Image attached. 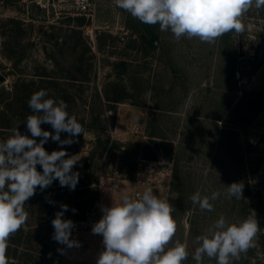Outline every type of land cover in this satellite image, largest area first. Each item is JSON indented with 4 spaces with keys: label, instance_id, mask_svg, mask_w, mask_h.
<instances>
[{
    "label": "rangeland",
    "instance_id": "374dc122",
    "mask_svg": "<svg viewBox=\"0 0 264 264\" xmlns=\"http://www.w3.org/2000/svg\"><path fill=\"white\" fill-rule=\"evenodd\" d=\"M96 1L95 17L86 18L74 9L73 0H0V141L11 134V129H3L6 120H11L12 129L18 127L31 138L23 129V119L14 116L8 106L18 95H27L26 85L30 94L47 90L48 98L66 102L68 113L84 128L76 142L63 146L68 156H80L73 167L79 173L75 190L61 187L56 180L46 191L60 190L52 194L51 201L60 211L61 205H67L64 214H70V220L71 209L77 208L78 219L81 216L80 220L95 224L100 219L99 204L110 207L119 203L123 194L134 198L136 192L145 191L148 187L143 182L151 166L153 177L159 172L167 175L164 188L154 192L167 197L175 209L172 215L177 231L173 241L187 243L189 258L185 264H195V237L220 215L238 222L253 212L261 227L257 247L234 264H264L258 255L264 254V110L250 126L239 129L242 155L223 139L229 128L227 119L240 100L264 89V9H250L242 18L241 33L224 34L214 43L185 37L177 41L170 32L159 30L162 46L173 45L172 70L166 60L157 58L163 50L149 59L142 50L134 52V34L127 28L138 19L117 8L114 0ZM79 18L85 19L83 26L78 24ZM77 41L81 45L76 46ZM70 76L77 80L68 79ZM51 81L55 84L48 83ZM107 93L114 99L124 98L110 101ZM172 98L178 106L176 112L163 117L153 113ZM137 104L145 107L142 112L146 118L130 113ZM172 108L170 102L166 109ZM98 123L104 132L97 128ZM42 126L54 134L50 124ZM157 131H163L166 138H151ZM124 132H128L125 137ZM60 135L62 140L69 138L65 132ZM107 137L110 146H133L138 152L132 158L134 172L124 171L118 151L100 145L99 138L104 142ZM40 139L37 137V142ZM61 147L50 138L44 144L49 153ZM37 170L42 172V167L38 165ZM232 183L243 184V198L221 195L212 201L211 212L200 211L189 199L197 190L202 195L223 193ZM39 190L25 203L29 215L24 227L33 231L37 250L26 251L27 246L21 245L16 256L10 252L8 263L96 264L104 248L102 235L93 234L91 226L81 248L66 246L60 254L52 239L51 216L43 217L35 204ZM80 190H92L94 204H90L91 195L80 200ZM94 213L98 217H93ZM29 254H34L31 261ZM204 264L216 262L205 257Z\"/></svg>",
    "mask_w": 264,
    "mask_h": 264
},
{
    "label": "clouds",
    "instance_id": "9594fccd",
    "mask_svg": "<svg viewBox=\"0 0 264 264\" xmlns=\"http://www.w3.org/2000/svg\"><path fill=\"white\" fill-rule=\"evenodd\" d=\"M114 4L144 24L159 25L161 32H170L177 41L185 37L206 43H214L230 32L241 33L243 16L253 7L264 9V0H114ZM28 105L33 114L27 116L25 123L31 138L15 127L6 140L0 141V264H8L9 238L28 220L25 203L37 188L43 191L58 180L61 187L75 190L79 180L73 167L80 156H68L63 146H70L76 142L75 137L84 133L82 124L68 113L65 101L48 98L47 90L33 93ZM42 124H50L54 134L43 130ZM62 132L69 138L62 140ZM37 137L41 138L39 142ZM49 138L58 142L61 150L46 151L44 144ZM225 188L223 193L213 191L210 195L197 190L189 199L200 211L211 212L212 201L221 195L226 199L243 198V184L232 183ZM61 209L51 222L52 239L67 248H78L79 241L71 238L74 222L63 218L68 206L61 205ZM101 210L102 217L91 229L103 237L104 248L96 264H185L188 260L187 243L173 241L177 231L172 215L175 209L151 188L138 199L123 194L119 203ZM260 230L254 212L238 222L220 215L195 237L192 259L195 264H204L205 257L216 264H234L257 247ZM58 251L63 253L64 249ZM258 255L264 261V254Z\"/></svg>",
    "mask_w": 264,
    "mask_h": 264
},
{
    "label": "trees",
    "instance_id": "16d2710c",
    "mask_svg": "<svg viewBox=\"0 0 264 264\" xmlns=\"http://www.w3.org/2000/svg\"><path fill=\"white\" fill-rule=\"evenodd\" d=\"M85 23V19L84 18H79L78 19V24H80V26H83ZM81 45L80 41H77V45ZM75 48V47H74ZM62 79H65L62 78ZM67 79V78H66ZM68 79L70 80H77L75 76H70ZM87 79V78H86ZM54 81L48 82L49 84H55L53 83ZM29 86L26 85V91L29 93H27V95H23L22 97L20 95H18L16 97V100L10 104L8 107H10V110H14V116H16L19 120L23 119L24 123L26 122V118L28 115L33 114L32 110L29 108L28 105V101L31 97L30 94V89L28 88ZM108 99L110 101H115V102H120V100H122L123 98H119L116 97L111 98L109 97L108 93L106 94ZM112 99V100H111ZM264 110V89L262 91L259 92H251L246 94L241 100L240 102L237 104V106L231 111L228 119H227V124L229 125V128L225 129V132L223 133V139H228V141H230L231 145H232V150L235 153H238L239 155H242V142H241V136H240V132L239 129H244L247 128L248 126H250L255 118V116L259 113L262 112ZM7 118V117H6ZM7 124H3V129H12L11 126V120H6ZM99 124V123H98ZM43 125V124H42ZM41 125V128L44 129V127ZM231 125V126H230ZM98 129H101V132H104L105 129L103 127H101V124L98 125L97 127ZM236 128V129H235ZM23 129L25 131H28L27 127H26V123L24 124ZM99 143L100 145L106 149V148H110V150L113 151H118L121 160L123 161V169L124 171H129V172H134L136 170V166L134 164V162H132V158L137 156V151H135V149L133 148V146H127L124 147L121 144H117L114 143L110 146V138L107 137L106 141L102 142L99 138ZM243 157V156H242ZM38 167V165H37ZM41 167V166H39ZM47 188L44 189L43 191L39 190L38 196L36 197V201L35 204H38L40 207V212L43 213L41 214L43 217L45 216H51L49 221L52 222V220L55 218V214L60 211V208L58 205L54 204L53 202L50 203L49 201H51V197L52 194H58L59 193V189H54L52 191H50V194H46ZM91 195V196H90ZM86 196H90V204H94L95 202V196L93 195V191L92 190H80L78 192V198L80 200H84V198ZM79 205V204H77ZM64 219H70L71 215L70 214H64ZM79 219H83V217H79ZM28 226V221H26L25 225H23L14 235H12L9 238V247L7 249V257H9V255H11L10 252H14V256L17 255L18 253V248L21 245H26L27 246V250L26 251H30V249H36L37 245H34V240L32 238L33 236V231L29 230V231H25L24 227ZM41 238V235H40ZM55 245L57 247H59V249H64L66 246L65 245H61L58 242L54 241ZM63 251V252H64ZM29 253V252H27ZM60 254H62L60 252ZM32 255L34 254H29L28 256H30V261L32 260ZM8 264H14V263H8Z\"/></svg>",
    "mask_w": 264,
    "mask_h": 264
},
{
    "label": "crops",
    "instance_id": "0c3cea01",
    "mask_svg": "<svg viewBox=\"0 0 264 264\" xmlns=\"http://www.w3.org/2000/svg\"><path fill=\"white\" fill-rule=\"evenodd\" d=\"M156 27V25H147L144 24L140 21H136L133 22L132 25L129 26V30H132L134 37H133V50L134 52H138L140 50H142V52H144L146 54L145 58L149 59L152 57V55L154 54V56H156V51L157 50H163V52L161 53V56H157L158 60H166V63L168 65L172 66V70L175 68L174 65V58L171 55V52L173 50V45H171L170 43H167L166 46H162V42L160 40V32L159 29ZM128 30V31H129ZM158 53V52H157ZM139 72V70L137 71V73ZM172 103L173 108L172 109H166V106H169V103ZM177 104L176 102H173V98L167 100V102L162 103L158 106V108H156L157 110H153V113H160L162 114V117L164 115H170L173 114L174 112H176V108H177ZM133 109L130 110L131 114H134L136 117L138 115H142L141 118L145 117L146 118V114L144 115V112H142L144 110V106L143 105H135V107H132ZM168 113V114H167ZM152 117L156 118V116L152 115ZM144 121V120H142ZM145 121H149V119H145ZM144 121V122H145ZM143 123V122H142ZM119 129V128H118ZM117 133H119V130H117ZM128 132H124V137L126 136ZM123 134H121V137L123 136ZM153 139H164L165 134L163 133V131H157L155 132V134L150 136ZM99 207H101L102 209V205L99 204ZM101 214H102V210H100ZM100 214V213H99ZM75 248V247H73ZM77 249V248H75Z\"/></svg>",
    "mask_w": 264,
    "mask_h": 264
},
{
    "label": "built area",
    "instance_id": "2783aa9c",
    "mask_svg": "<svg viewBox=\"0 0 264 264\" xmlns=\"http://www.w3.org/2000/svg\"><path fill=\"white\" fill-rule=\"evenodd\" d=\"M73 6L79 15L84 16L86 18L95 17V14L97 12V1L96 0H73ZM135 132L138 133L139 128H137L135 130ZM161 169L163 170V168H161ZM146 172L149 173V175L147 177V180L145 182H143V184L145 186H147L148 188H151L153 190L154 194H155L154 191L157 190L158 188H162V189L164 188L163 184H164L165 179L167 177L166 174L159 172L156 174L155 177H153L151 166H149L147 168ZM139 183H141V182H139ZM143 192L144 191L136 192L134 195V199H138L142 195ZM157 196L160 198L167 199V197H165L163 195L162 196L157 195ZM99 208L100 207L98 206V209ZM73 209H75L76 211L73 212L72 211ZM98 209H97V213L100 212ZM71 212L73 215L72 221L74 222V225H75L74 229L72 230L71 238L79 241L80 247H78V248H81V246H83L85 244L84 241H85V237H86V234L88 232V229H89V227L93 226V223L91 224V221L89 222V220L83 221V220L78 219L77 216L80 214V212L77 208H72ZM92 216L98 217L96 213H94ZM99 217L101 218V214L99 215ZM96 219H98V218H95L94 220H96ZM75 248H77V247H75Z\"/></svg>",
    "mask_w": 264,
    "mask_h": 264
}]
</instances>
